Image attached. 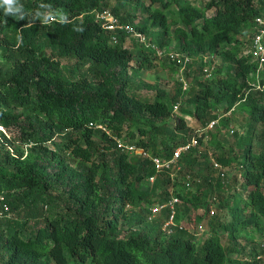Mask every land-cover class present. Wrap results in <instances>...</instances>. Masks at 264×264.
<instances>
[{
	"label": "trees",
	"instance_id": "1",
	"mask_svg": "<svg viewBox=\"0 0 264 264\" xmlns=\"http://www.w3.org/2000/svg\"><path fill=\"white\" fill-rule=\"evenodd\" d=\"M134 1L148 14L142 24L123 2L110 8L108 0H16L9 10L0 0V46L10 63L0 66V125L18 141L0 129V264H264L245 260L256 258L261 240L249 251L239 245L249 228L264 232V66L245 52L260 28L255 18L264 14V0H206L203 6ZM105 8L161 47L174 40L177 50L195 58L219 54L221 64L211 75L203 64H189L182 74L201 127L222 121L238 105L248 109V133L235 131L236 149L226 150L209 131L213 160L238 162L233 177L224 181L212 160L217 178H196L192 167L209 163L201 162L197 147L181 155L193 179L191 188L181 174L174 181L181 202L197 207L210 191L233 182L243 189L233 204L222 197L218 207L232 204L233 219L224 224L213 215L209 236L198 239L180 224L179 204L176 225L164 229L165 220L149 218L151 207L170 196L172 176L158 172L151 157L125 152L114 138L170 157L197 127L183 115L171 121L183 101L184 81L175 94L157 87L156 95L143 96L132 88L131 74L151 68L158 57L143 43L134 56L126 42L137 39L126 29L112 41L113 33L95 16ZM48 13L52 20L45 19ZM62 58L74 60L76 71L67 73ZM161 59L180 74L169 56ZM195 182L207 187L195 190ZM161 213L167 220V210ZM221 226L230 237L226 244Z\"/></svg>",
	"mask_w": 264,
	"mask_h": 264
},
{
	"label": "rangeland",
	"instance_id": "2",
	"mask_svg": "<svg viewBox=\"0 0 264 264\" xmlns=\"http://www.w3.org/2000/svg\"><path fill=\"white\" fill-rule=\"evenodd\" d=\"M192 1L196 2L198 5H201V6H203V4L206 2V0H192ZM120 2L124 3V7L126 10H129L132 12L131 18L135 20V23L142 24L146 22L148 18V14L146 12H143L140 3H137L134 0H108L110 8H113L114 4L120 3ZM45 19L52 20L51 13H48L45 16ZM126 44L129 46V48H131L133 55L136 56L137 49L140 48V45L142 43L139 40L132 41L128 39ZM163 46H164L163 48L165 49H170V48L176 49L174 40L170 42H166ZM47 51L50 52L51 49L48 47ZM73 61L67 58L61 59V62H62L61 66H63L64 70L67 73L76 71L74 70L75 67L73 66L74 65ZM153 62H154V65L151 68L142 69V71L139 73L138 76L131 74L130 79L132 81L131 84H132L133 89L137 90L143 96H151V97L156 95L157 87L164 88L166 92L169 94H175L179 91L178 82L179 80H182L184 81L183 82V90H184L183 93L187 92L188 90L187 77L184 76V79H183L181 73L176 74L174 71H172V69L169 66L164 64V60L162 59L157 58ZM198 63L195 64L196 68L200 66ZM9 64L10 63H8V61L6 60V57L3 54V50L0 46V66L8 67ZM224 69H226V67ZM187 98H188V94L184 93L183 101L178 102L176 104L177 106L175 105L174 116L171 119V121L175 122L178 119L177 115H183L185 116L187 124H189L192 127L199 128L201 127V123L199 120L195 119L193 115V105L188 103ZM220 113H223V112L220 110ZM247 115H248V109H245L238 105L234 109H231L230 111L223 113L222 121L220 119L218 125L214 127L213 133L217 134V140L222 144V146H224V148H226V150L229 148L236 149V147L238 146L235 131L243 135L244 134L246 135L248 133ZM225 117H227L228 119H225ZM6 133L8 134L9 137L13 138L12 134L14 133H12L11 131L7 129H6ZM211 137L212 136H210L207 139H203L201 144L197 146L198 150L196 153L198 155V158L201 160V162H208L209 166H206L204 163L201 165L198 164L196 166H193L192 167L193 170L191 171L193 172L196 178H198L201 175L203 177H209V174L210 175L213 174L215 176L214 178H217V174L219 171L218 170L213 171V169L210 167V162H212V160L214 159L213 150L216 149L214 142L211 143V139H212ZM124 138L128 139L126 137ZM13 140L15 139L13 138ZM256 141H257V144L260 145V143H258L259 141L258 140ZM15 143H18V141L15 140ZM111 159L112 157L109 156V160ZM72 163L74 164L75 162L72 161ZM224 166H225L224 169L226 170L228 177L231 178V176L233 177L234 174H236L235 172L238 169L236 167H238L239 164L238 162L234 161L230 165L228 166L224 165ZM187 169L186 171L182 170L180 171L181 173L180 172L178 173V174H181V176L179 177L181 181H183V176H185L184 173L188 172ZM231 180H233V178ZM151 182H152L151 179L146 181L145 183L146 186L149 187L151 185ZM184 182H185V179H184ZM230 186L228 189H222L220 192L215 191L217 194V200H215V202H210V200H212L213 194H215L214 190L211 189L212 191L208 193L204 203L200 204L197 207H195L192 204H187L183 201L178 203L179 205H181L183 209L181 213V217L179 219L180 224L182 226L187 227L190 230V232L194 233L197 236V238L200 239V238L209 236V234L211 235L215 232L214 226L212 225L214 224V221H215V217L213 215L218 214L220 216L221 221L224 224L232 220L233 215L231 211V206L236 198L242 196L243 189L238 185V183H235V182H233ZM206 187H207V184L204 182L203 183L195 182L194 184L195 190L200 189V188L205 189ZM217 188H215V190ZM222 197L230 198L232 204L226 208L218 207L219 203L221 202ZM142 207L146 208V204H143ZM212 209H215L213 214L211 212ZM155 217L162 218L163 221L165 220L166 222V216H164V213H159ZM200 225L203 226L204 231L202 232L199 229ZM218 234L221 235L222 241L225 244L229 242L230 237L228 236V233L222 228V226L219 227ZM244 234L247 235L246 236L247 238H245L244 236L239 238V245H240L241 250L247 249L249 251L260 240L264 239V232H260V231L254 232L251 228L246 230ZM250 238H252L253 240L250 241ZM72 264H76V263L73 262Z\"/></svg>",
	"mask_w": 264,
	"mask_h": 264
},
{
	"label": "built area",
	"instance_id": "3",
	"mask_svg": "<svg viewBox=\"0 0 264 264\" xmlns=\"http://www.w3.org/2000/svg\"><path fill=\"white\" fill-rule=\"evenodd\" d=\"M95 16L97 20L101 22L103 28L113 33L112 41H118L116 33L126 29L128 34L139 40L141 43L145 44L147 48H151V50H153L154 54L158 58L161 59L165 56H169L172 60H174L178 64L179 72L181 74L184 73V70L189 66V64L195 65L196 63H198V61L199 65H204L202 67L203 71L208 75H211L213 70L216 68V65L221 64V57L219 56V54H203L198 58H195L190 53L185 51H180L173 48L165 49L161 47L159 44L151 41L145 32L137 30L130 24H123L122 22H120L118 16L110 8L96 11ZM255 21L258 23L260 28L253 37L251 46L245 52H252L255 58L259 60V64L262 67L264 66V14L256 16ZM219 121L220 119H214L211 120L206 126L197 128L196 133L192 136V138L177 147L170 157L151 155V153L144 147L138 146L135 143L126 141L120 137L114 138L117 146L125 152L143 158L151 157L152 162L158 172L168 171L171 174L173 182L169 186L170 196L163 203H157L153 205L151 207V214L149 215V218H153L157 214L161 213V211H163L164 209L167 210L168 218L164 223V229L169 228L171 225H176L177 204L181 202V198L174 192L175 186L173 183L179 176L178 173L180 171H186L185 162L181 161L182 153L185 151H189L192 147L199 146L200 138H209V131L214 129V127L218 125ZM97 127L107 130L106 127L102 124H98ZM0 129L5 131V128L2 125L0 126ZM213 163L214 166L220 171L221 177L225 181L228 176L226 170L224 169L225 166L215 160H213ZM150 179L154 181L155 178L154 176H152L150 177ZM184 179L185 186L191 188L193 182L192 175L187 172ZM5 208L7 209L8 206H6ZM211 212L213 214L214 209H212ZM199 229L201 232L204 231L202 225L199 226ZM170 231L172 230L170 229ZM258 250L260 252L256 255V258L247 255L245 257V260L250 262L254 259L264 261V239L260 241Z\"/></svg>",
	"mask_w": 264,
	"mask_h": 264
},
{
	"label": "clouds",
	"instance_id": "4",
	"mask_svg": "<svg viewBox=\"0 0 264 264\" xmlns=\"http://www.w3.org/2000/svg\"><path fill=\"white\" fill-rule=\"evenodd\" d=\"M15 2L16 0H2V4L7 5L9 10H11Z\"/></svg>",
	"mask_w": 264,
	"mask_h": 264
}]
</instances>
